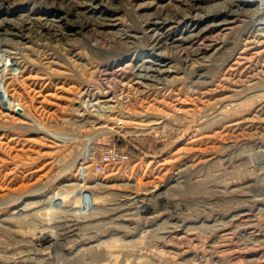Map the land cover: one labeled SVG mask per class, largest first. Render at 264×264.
Returning <instances> with one entry per match:
<instances>
[{
    "label": "rangeland",
    "instance_id": "rangeland-1",
    "mask_svg": "<svg viewBox=\"0 0 264 264\" xmlns=\"http://www.w3.org/2000/svg\"><path fill=\"white\" fill-rule=\"evenodd\" d=\"M0 264H264V0H0Z\"/></svg>",
    "mask_w": 264,
    "mask_h": 264
},
{
    "label": "built area",
    "instance_id": "built-area-1",
    "mask_svg": "<svg viewBox=\"0 0 264 264\" xmlns=\"http://www.w3.org/2000/svg\"><path fill=\"white\" fill-rule=\"evenodd\" d=\"M129 155L128 153L124 151H120L116 148H111L107 151H105L99 161L96 163L97 170L99 172H102L107 164L115 163V162H120L123 160L128 159Z\"/></svg>",
    "mask_w": 264,
    "mask_h": 264
},
{
    "label": "bare ground",
    "instance_id": "bare-ground-1",
    "mask_svg": "<svg viewBox=\"0 0 264 264\" xmlns=\"http://www.w3.org/2000/svg\"><path fill=\"white\" fill-rule=\"evenodd\" d=\"M57 34V33H56ZM55 35V34H54ZM147 62H149L150 63V65H147V70L148 69H151V71H155L156 70V68H155V66H154V64H160V63H157V61H154L153 59H148V60H146ZM142 67V66H141ZM160 68V67H159ZM149 72V71H148ZM150 73V72H149ZM92 101V100H91ZM103 127H105V126H103ZM111 129H113V128H111Z\"/></svg>",
    "mask_w": 264,
    "mask_h": 264
}]
</instances>
